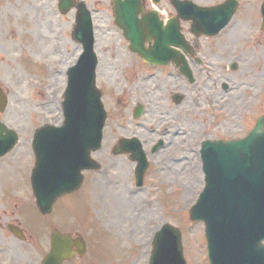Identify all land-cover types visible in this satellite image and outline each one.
<instances>
[{"label":"rangeland","instance_id":"rangeland-1","mask_svg":"<svg viewBox=\"0 0 264 264\" xmlns=\"http://www.w3.org/2000/svg\"><path fill=\"white\" fill-rule=\"evenodd\" d=\"M197 1L211 5L223 0ZM240 1L236 27L219 38L202 39L217 58L222 57L210 69L211 76L227 79L234 86L230 101L235 102L226 107L232 109L236 105V110L234 107L232 115L227 112L229 120L222 126L232 122L242 129L241 123L250 127L254 118L264 113V33L259 30L260 0ZM34 2L30 0L22 9L23 37L9 41L8 52L0 53V84L8 98L0 119L20 135L15 148L0 160V264H38L49 249L53 228L82 234L86 241L85 255L63 264H148L150 238L163 223L181 230L186 264H208L203 224L190 222L188 218V210L204 184L197 145L193 143L219 135L215 133L219 128L213 132V127L223 121L226 107L219 110L217 104L206 101L203 93L208 90V83L189 92L185 86L186 99L175 118L170 107L161 104L160 97L169 91L160 93L155 86L161 84L163 90L169 84L158 80L160 75L151 82H143L150 90L151 105H157L158 112L155 116L147 112L140 117L136 134L147 148L151 142L149 126L165 125L170 143L159 152L148 154L151 164L143 185L136 188L134 165L127 157L111 156L107 144L114 140L115 134H130L133 104L141 101L147 105L141 83L138 87L136 82L123 80L128 75L133 78L132 73L137 71L141 77L146 68L138 56L127 50L112 22L109 0H86L98 9L92 15L94 49L99 59L96 82L110 115L105 127L106 145L97 153L100 168L84 172L81 189L59 198L50 214L42 215L37 210L29 183L32 132L43 123L60 122L63 71L74 62L80 49L71 38L70 13L61 15L56 9L49 23L46 10L44 22H28L35 13ZM161 3L167 6L163 0ZM238 50L239 65L227 77L218 65L225 64L227 57ZM203 54L208 58L206 52ZM259 88L263 94L257 98L254 94ZM121 120L129 121L125 130L115 124ZM167 120L171 124H166ZM174 133L177 135L173 136ZM93 158H97L96 153ZM10 223L20 225L25 232L24 240L10 233L7 229Z\"/></svg>","mask_w":264,"mask_h":264},{"label":"water","instance_id":"water-1","mask_svg":"<svg viewBox=\"0 0 264 264\" xmlns=\"http://www.w3.org/2000/svg\"><path fill=\"white\" fill-rule=\"evenodd\" d=\"M64 1L59 6L63 13L70 7ZM113 2L116 23L129 40L132 51L143 58L153 59V54L160 57L164 55L162 49H170L166 45L170 38L169 30L156 32V27L160 28L161 24L154 11L138 18L136 14L142 10L140 0ZM173 2L181 16L179 9L185 6L181 1ZM202 9L205 10L202 15L208 13L209 16L214 10ZM232 11L226 16H230ZM182 17L191 19L196 31L199 25L195 20L198 18L191 14ZM206 18L199 20L204 22ZM176 20L175 17L173 23L177 28ZM73 36L82 42L83 52L76 64L67 70V86L61 102L64 121L59 127L43 125L35 130L32 137L35 164L30 176L31 187L42 214L51 211L57 197L81 185L82 169L97 167L89 151L99 146L105 113L94 83L96 60L89 13L80 4ZM145 40L155 43L145 50ZM4 104L5 99L2 98L1 109ZM3 131L7 138L0 137L1 154L9 151L18 139L12 129L0 123V135ZM200 155L204 187L190 208V218L204 223L209 264H264V245L261 243L264 239V116L258 118L242 139L204 142ZM145 167L144 159L136 167L138 179ZM10 228L23 237L19 228ZM50 238V250L40 264H61L75 253L82 256L85 251L81 237L72 238L70 234L54 229ZM152 243L150 264H184L178 229L165 224L155 233Z\"/></svg>","mask_w":264,"mask_h":264},{"label":"flooded vegetation","instance_id":"flooded-vegetation-1","mask_svg":"<svg viewBox=\"0 0 264 264\" xmlns=\"http://www.w3.org/2000/svg\"><path fill=\"white\" fill-rule=\"evenodd\" d=\"M30 0H0V53H7L8 52V44L9 41H13L17 38L21 39L23 37V24L25 19V13L22 11L23 7L29 2ZM34 16H31V19H27L28 22H31L35 20V22H44L46 18V10H47V18L48 22L50 23L54 19V6H55V0H34ZM263 5V6H262ZM262 7V10H261ZM264 11V0H260V4L258 6V15L260 16V23L262 21V12ZM189 25L186 23H182V31L185 36V39L189 44H187V47L185 48V56L189 63V66L191 68V71L193 73V79L189 81L183 74L180 73L179 67L174 65H167L165 67H154L149 66L147 64H144L145 70H143L146 73V76L139 77L138 71L134 72V77L131 78L129 76H125L123 78L126 82H140L142 85V89L144 90L145 96L147 97V105H148V111L150 109V113L155 116L158 112V106L155 104L151 105V96H150V90L147 91L145 88L143 82H151L153 78L158 74L159 71L163 72V75H160V78L158 80H162L165 83L169 84L167 89H161V84L155 85L156 88L161 92L169 91L166 96L161 99V104H165L170 107L172 110L171 113L175 118H178L179 111L182 109V105L186 99V96L184 95V87L186 86V90L189 91V88H191V91H194L196 89H202L203 86H205L206 83H208V90L203 93L204 98L207 102L210 104H217L219 106V110L226 107L230 102H235V100L230 99L233 97L232 90L234 86L231 84V82L227 79H220L218 80L216 76H211L210 69L216 67V60L217 58L215 56V52L212 51V48L208 47V42L203 43V39H210L212 37H205V36H197L195 34L190 33ZM234 29V28H233ZM232 29V30H233ZM259 30L264 33V31L261 30L259 27ZM249 40L251 38H248ZM203 52L207 53L208 58L203 54ZM233 54H238L241 57V52L235 51L234 53L230 54L227 57L225 64H219L218 68L220 71H223L228 75H230L233 72L231 61L228 62L230 57ZM222 59V57H220ZM221 59H219L221 61ZM237 68V65H236ZM203 76L207 77V80L203 79ZM156 84V83H155ZM175 93H179L182 95V101H178V96L175 95ZM259 98V97H258ZM134 105L131 108V111L134 110ZM154 107V108H153ZM236 110V105L233 106ZM230 106L226 107V110H224L226 113L232 114V110ZM212 111V110H211ZM240 117L243 118L242 114H240ZM110 118V115L108 116L107 112V119ZM225 120H229V117H223V121L220 122L218 125H215V127L219 128L220 130L225 131V133L229 132L231 133L232 130L237 131H245L246 124L241 123L242 129L239 128V126L236 124L233 125L232 122L229 124H225L224 127L222 126ZM237 121V120H236ZM178 133V132H177ZM169 134L168 129L164 128L161 131L159 130V127L156 125H151L149 127V143L150 148L153 147L155 144L160 141L159 139H162V146L160 149L164 148L168 143H170L169 138H167ZM154 135V136H152ZM177 135V134H173ZM120 135L113 138L114 140L109 143L108 146L110 148V151L115 146L117 139ZM166 138L163 139V137ZM107 138V135L105 133L104 140Z\"/></svg>","mask_w":264,"mask_h":264},{"label":"bare ground","instance_id":"bare-ground-1","mask_svg":"<svg viewBox=\"0 0 264 264\" xmlns=\"http://www.w3.org/2000/svg\"><path fill=\"white\" fill-rule=\"evenodd\" d=\"M134 161H132L131 163L134 165V163H133ZM136 163V162H135Z\"/></svg>","mask_w":264,"mask_h":264}]
</instances>
